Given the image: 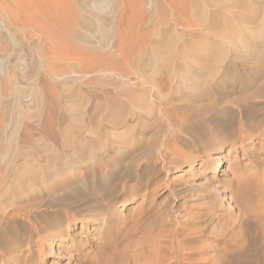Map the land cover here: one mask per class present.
I'll list each match as a JSON object with an SVG mask.
<instances>
[{
    "label": "rangeland",
    "instance_id": "374dc122",
    "mask_svg": "<svg viewBox=\"0 0 264 264\" xmlns=\"http://www.w3.org/2000/svg\"><path fill=\"white\" fill-rule=\"evenodd\" d=\"M125 1H126L125 3L123 2L124 5L122 4V6H124L125 8L122 7L123 9H121L122 13L124 14V16H123V21H124L123 32L125 33L127 31L128 34L130 35V37L134 36L133 38H136L137 36H140L142 33H144L142 31L145 30L144 23L146 22V19H147V13H146L147 11H146V9L143 8L144 6L142 5V1L140 2V0H136V1L133 0V2H132V0H128L129 2H127V0H125ZM193 1H194V3H193ZM226 1H227L226 3H228L230 0L229 1L226 0ZM233 1L228 3L227 6H225V7L223 6L224 7L223 8V7H219L217 5L215 6V4L211 5V3L209 4V2H207V0H206L205 3L208 6L207 8H209V7L212 8V10H210L211 8L208 9V10H210V12L216 11V10H217L216 12H218V14L223 12V13H221V14H223V16L221 14H219L220 16H218V18L220 17L221 20L218 18H217V20H219V21L216 20L220 24H218L216 22L213 29H211L209 26L210 30H207V29H209L208 25L204 24L201 18L199 19V17H196L197 16L196 13H195L196 15H193V13L195 12L194 10H195V6H196L195 0H182L181 1V3L183 4V6L185 7V10H186L183 13V15L187 12V14H185V17L188 18L189 23H188V28L187 27L185 28L186 25H184V27H182V26L177 27L178 29L176 30V32H178V33L181 32L182 34L181 33L180 34L183 36L180 44L178 43V45H179L178 48L183 47L184 48L183 51L187 55L190 54L188 57L193 58V60L190 59V61L192 62L191 64L194 66V68L193 67L189 68L187 65L188 63H184L181 60H180V62L185 64L186 67H188V68H186L185 72L188 71L190 74L187 72L188 75H186V76L190 75L192 77L193 76L195 77L196 71H198V70L200 71V72L198 71V73L201 75H198V73H197V75L200 76L197 78L202 79V82H203V79H205V77L207 79L209 76L208 85H210L209 86L210 88L207 86L206 89H201L198 92L199 94H196V93L194 94L193 92H182L181 95L180 94L173 95L172 93H171L172 95L171 94L167 95V93H169L170 91L168 89H164V88L162 89L161 94L157 93L158 89L156 88L155 85L159 84V82L164 81L163 79H165V78H164L163 72L167 69L166 66H163V64L160 65V63H163V62H159V61H162V60H160V57H162V54H164L166 52L165 46H167V45L164 42L162 43V39L160 38L161 34H159L158 37H155V38L153 37L155 33H159L161 31H163V28L161 30L159 28L162 26L161 25L162 21L160 18L158 19L160 21V23H159V21H158V23H156V21H157V19H156L154 21L156 24L153 22L152 23L153 25L151 24V26H150V28H152L151 31H153L154 33H152L153 35H150L151 37L149 36V40L152 41V42L150 41L151 45L153 44L154 46L152 45V47H150L151 45H147V47L152 48L151 49L152 53L154 51V53H156V54L159 53L161 55V56L159 55L157 57L154 55V53L152 54V56L155 57L154 63H156V62L158 63V64L156 63L157 64L156 67H150L151 66V65H149L151 63L150 60L142 58V56H140V55H136V53H138V52L135 50L132 52L129 50H126V49L123 50L125 52V54L122 51L120 57H122V56L127 57L128 56L129 59L128 58L125 59L124 57H122V60L124 61V63H123L122 60L120 61L121 58L119 57L120 59L118 58L117 62L120 61V64H119V62L117 64L116 58H114L113 60L111 59V61H108L109 58H106V60L108 59L107 60L108 62H106V61L104 62L103 60H101V59H103V58H101L102 57L101 55L96 54V53L94 54L90 50H84V48H82L83 46L79 42L77 43L78 46H76L77 45L76 40L74 41V43L76 45L73 43L72 39L69 42L64 41L65 44H63V47L67 48L66 45H70L71 48L70 47H69L70 49L69 48H67V49L63 48L64 51H62V53L66 51L70 57L71 56L77 57L78 60H76V62H75V60H72L71 62H75L78 65H77V67L70 69L69 67L66 66L67 59H65L66 61H60V62L58 61V64H57V61L54 62L55 65L53 64V66H52L53 69L55 68L54 71L58 70L57 72H60V73L64 72L66 74L63 77V79L61 81H59V83H57V85H54V89H55L54 91L56 93L55 98L58 95L55 100L58 103V105H59V103H61L59 105V107L60 106L61 107L57 111H54L53 113L49 110H46V108L44 110L42 109L43 110L41 113L42 119L46 123L48 122V124H47L48 127H46V128H41V129L35 130L34 128L30 127L31 125L27 122L28 120L26 119V117H27L26 115L34 116L37 114V110H35V108H33V107H30V109H29L30 111L29 110L25 111L26 109H23V108H20V109L24 110V111H21L20 109H18V112H20L19 115H21V116H19V118L16 119L17 116L13 115V114H16L17 112L15 110H10L11 109L10 104H12L15 96L12 94L11 90H9L10 86H8L9 84L7 82V78H2V80L0 81L1 82L0 83V131L2 130L0 132V134L2 133L0 136V138H1L0 141L2 140L0 142V190H1L0 195L2 196L4 193H6V191L9 194L8 195L6 193V195H8V196H6L5 194L3 195L2 198H4L3 199L4 204L7 202L6 204H8V205L11 204L13 206L20 207L21 209L27 208L26 210L24 209V211L31 210L34 212V214L37 213L38 215L35 216L34 218H32L31 221H32V223H35V221H37L38 223H41L44 227H46L45 229H48V227H51L53 224L56 223V221H64L66 214L75 215V217L77 215V217H78V218H76L74 223H71L70 226L67 227L66 225H63L60 228L61 230H59L60 232L57 233L58 234L57 236H50V234L47 233L49 236L47 238H44V239L41 238L40 243H36L39 240L38 237L33 238V241H36V242L31 243L30 248H29V253L32 252V256H31V260H30V262L32 264H75L74 259L77 256V254L79 256H85L86 255L87 258L88 257L91 258L94 256V254L96 252L93 250V247H92L94 245L93 243L99 242L103 236H105L107 238V240H113L115 238L113 241H116L115 242L116 243L115 244L116 249L121 251L122 253L124 252V254L126 253L127 255H132V254L137 255V257L139 256V259H142L141 256H143L144 260L142 259V261H139L138 264L139 263L144 264L145 258H146V261H147V259L149 260V258H154V260L151 259V261H152L151 263H149V261H150L149 260L147 263L145 262V264H153V262H155V260H156V263H154V264H158V263L160 264L161 263V255H163L164 253L168 254L167 255V258H168L167 262H172L174 260L173 264H175V263L176 264H190L191 262H192L191 264L200 263V262L203 264H214V263L215 264H221V258L225 254L228 255L230 253L229 250H228V252L222 253L226 243L233 244V242H231V240H233V239L242 242V240H244V233H247L248 236H252V237L258 235L259 232L256 230L255 227L253 228V226L251 227V229L244 230V227L242 225L244 219H238L239 218L238 209H239V211H244L246 209V212L248 213V215L250 217L252 216L251 222L254 225L256 224V220L253 217L257 214L264 212V176L262 174L260 175V169H262L264 167V122L262 123V121H261L262 117L264 116V108H263V104L261 103L264 100V71H263L264 60H262L264 57L263 58L261 57V56H264V54H263L264 53V49H263L264 48V46H263V44H264L263 43L264 42V34H263L264 33V28H263L264 24H261L264 22V18H261V14L263 17H264V14L260 13V16L257 15L258 18L256 16L257 19L254 18V19H256L255 20L256 23H258L260 20L263 21V22L260 21L258 23L259 25L257 24L258 25V28H257V25H255L256 24L255 21L250 20L249 18L247 20V17H248L247 12H244V11H246L247 6H253L254 5V4L251 5V3L254 0L253 1L252 0H246V2H244L245 0H242V1L239 0V3L237 0H233ZM248 1H250V2H248ZM256 1L262 2L264 0H255V3H256ZM136 2H138V4ZM240 2H243V3L241 4ZM127 3L129 4L128 6H130L127 9L131 8L130 11H127V9H126ZM178 3H180V2H178ZM226 3H225V5H226ZM232 3L235 6H231ZM246 3H247V5L245 6L244 4H246ZM131 4H132V7H131ZM133 4H135V7ZM236 4L237 5L240 4L239 5L240 7L236 6ZM241 5L243 6V8ZM228 6H229L230 10L228 9V11L226 12ZM230 6H231V8H230ZM186 7H187V9H186ZM233 7H234V9H232ZM188 8H191L193 10V13H192V10L188 9ZM240 8H241V10H240ZM134 9H135V11H134ZM142 9L144 11H146L145 12L146 14L144 13V11ZM220 10H222V11H220ZM123 11H125V13ZM231 12H232V14H231ZM105 13L108 15V13H109L108 10H106L105 12H103L99 15V19L101 21H103V22H101L103 25L104 24L107 25L110 21V15L107 16ZM237 13L239 14V16H237L238 15ZM241 13H243L244 16ZM189 14H192V15H189ZM144 15H146L145 16L146 19H145V17L144 18L142 17ZM194 16L196 17L195 18L196 21L194 20V18H192ZM210 16L211 17H209V20L210 21L214 20V19H212L213 18L212 15H210ZM221 16H222V18H221ZM229 16H230V18L228 20L227 17H229ZM240 16H241V18H240ZM124 17H127V18H125L127 21L124 20ZM133 17H134V19H132ZM224 17H226V18H224ZM235 17L236 18L239 17V18L236 19ZM244 17H246V18H244ZM129 18L131 19V21ZM140 18L142 20H140ZM232 18H234V19L231 20ZM104 19L106 20L107 23H105ZM135 19H137L138 22ZM192 20H193V22H192ZM230 20L233 23L235 21H240L241 26H240V24H238L236 22L234 23L235 25H233L230 22ZM128 21H130V22H128ZM223 21L228 22L226 24V26L221 25V24H223L222 23ZM242 21H244V22L242 23ZM246 21H250V22L249 23L247 22L248 23L247 24ZM253 21H254V25L252 24ZM125 22H127L126 23L127 27L125 25ZM131 22H132V24H131ZM134 22L136 23L135 25L133 24ZM129 23H130L131 27L134 26V27H132L134 29L132 32H131L132 28L131 27L129 28V26H130ZM137 23H139V25L141 23L142 24L139 26ZM229 23H230V25H229ZM198 24L200 25L199 27L194 26V25H198ZM243 24H246L247 26H251V27L253 25L256 28V33L254 32L255 28L252 27L253 30H248V27L246 25H243ZM137 25H138V27H136ZM158 25H159V27H158ZM231 25H233L235 27L237 26V28L234 29V27H232ZM153 26L155 28L158 27L156 29V31L153 28ZM221 26L223 29H221ZM239 26L242 28H240ZM201 27L203 29H206V28L207 29L202 30ZM226 27H228V28L230 27L229 28L230 32L227 31L229 29ZM251 27H249V28H251ZM75 28L79 29L77 26ZM219 28H220V30H219ZM224 28L227 30L224 31ZM260 28L263 30L262 33H261ZM214 29H217V30H214ZM237 29H238V31H237ZM242 29L244 31L243 36H242V32H243ZM149 30L150 29L145 30L146 31L145 33H147V31H149ZM239 30L242 32H240ZM103 31L106 33V31H108V28L103 29ZM103 31L98 32V34H95V36L98 38V35L100 37L102 34H105V33H103ZM211 31H213V32H211ZM251 31H253L254 33L251 34ZM257 31H259V33ZM216 32H219V33L217 34ZM225 32L227 33V34H225L226 36L223 35ZM247 32H249V34H251V35L248 34L246 37ZM134 33H136V35H134ZM210 33H213L214 35L213 34L210 35ZM238 33H241V34H238ZM220 34L222 35L223 39H225V37H227L229 35L230 37L229 36L228 37L230 38V40H229V38H226L224 40L225 42H223V39L221 38ZM260 34L263 36H261ZM216 35H218V36H216ZM234 35L237 37L239 35L238 40L235 39L236 37ZM219 36H220V39H218ZM250 36H252V37H250ZM32 37L37 39L35 36H32ZM257 37H260L261 39L258 38V40H256ZM233 38H234V40H233ZM249 38H250V40H249ZM252 38H254V39H252ZM183 39H185V40H183ZM159 40H161V41H159ZM206 40H208V41H206ZM217 40H218V43H217ZM227 40L229 41L228 43H227ZM232 40L236 42V45ZM209 41L210 42L213 41V42L210 43ZM215 41H216V43H215ZM230 41H232L233 44H230ZM261 41H262V43H261ZM25 42H29V41H25ZM153 42L158 43V45H160V43H162V46L161 45L156 46V44ZM186 42L188 43L187 44L188 46L186 45ZM201 42H202V44L203 43H206V44L202 45ZM222 43H224V44H222ZM26 44H28V45H26ZM79 44L81 47L79 46ZM163 44H164V46H163ZM217 44H218V46H217ZM220 44H222V45H220ZM237 44H239V45L241 44V45L240 46L238 45V47H237ZM207 45L209 46V49H210V47L214 48V49L216 48L215 49L216 55L213 54V59H209V58L205 59L204 57H200V59H199V57L197 58L195 56V54H193L195 47H196L195 50H197V48L198 49H200V48L201 49H205V48L208 49ZM229 45H230V47H229ZM232 45L235 46L232 49H234V51H237V52H233L234 54L232 52L231 53L228 52L229 58L225 57L227 59V62H225L226 59L224 60L223 56H222L223 59L221 58V60H219L220 58L218 57V55H219L218 52H220V49H222V47H224L228 50L229 49L231 50V47H233ZM247 45H248V47H247ZM26 46H28V47H26ZM185 46L188 49H186ZM258 46H260V47L263 46L262 51H261L260 47H259V49H257ZM31 47L32 46L30 45V42L29 43L22 42L21 46L16 47V50H15L16 56H19V58H24V59H26V62H28L27 68H26V71H27L26 74L22 75L21 79H19V81H18V84H20V86L23 84L25 85V83L30 82V80L31 81L33 80V77L31 79V76L33 75L32 66L30 65L31 61H29L31 59V57H30L31 56V54H30ZM241 47H244L243 48L244 51L248 52V55H249L248 58L246 57V56H248V55H246L247 52L244 53L245 55L244 54L240 55L239 50L238 49L235 50V48H241ZM249 47H251V48H249ZM21 48L24 51H22ZM27 48H29V49H27ZM38 48L39 49H37V52L40 51V47H38ZM76 48L79 49L80 52H78V50ZM156 49H157V51H156ZM18 50H19V52H18ZM70 50L73 52H71ZM160 50H162L163 52ZM126 51L128 52V54ZM258 51H260L261 56H260V53ZM21 53H23L26 56H24ZM79 53H80V55H79ZM27 54H28V56H27ZM89 54L90 55L93 54L95 56L92 55L91 58H89L88 57ZM21 55L23 57H21ZM96 55L98 57H96ZM235 55H237V57L233 58ZM16 56L14 55L13 58H15ZM134 56H135L136 61L138 60L137 62L134 60ZM137 56L138 57L140 56V58H138ZM241 56H244L245 58L244 57L242 58ZM250 56H251L252 60L250 59ZM92 57H95V58H92ZM257 57H258V59L256 60ZM43 58L47 59V57H45V56ZM175 58L177 60H179L177 56L173 57V63L172 64H176V65L180 64L179 61L174 60ZM215 58H216V61L219 62V64H218L219 69L221 68L219 70L216 67V69H217L216 71L219 70V73L221 71L220 74L223 75L224 72H222V69L225 67H228L229 69L232 68V69L228 70L229 72L227 71L226 73H224L226 75H223V76L218 75L219 73L218 72L216 73V71H215L216 75L214 73L210 74L209 69L206 67L207 63H205V62L207 61V59H208V62H209V60H210V62L215 61L214 60ZM85 59H88V60L86 61ZM124 59L129 60V61H125ZM157 59H158V61H157ZM130 60L132 61L131 63H129ZM198 60H199V62H198ZM203 60H206V61H203ZM77 61H78V63H77ZM79 61H80V63H79ZM94 61L96 63H94ZM101 61L103 62L102 65L100 64ZM194 61L199 63V64L202 61V63L204 62L205 64H203V66H202L203 68H202L199 64H195ZM63 62H64V64L62 65L61 63H63ZM84 62H86V63H84ZM176 62H178V63H176ZM222 62H223V65H222ZM106 63H108V64L110 63V66L108 64L105 66ZM136 63H138L139 65ZM202 63H201V65H202ZM84 64L87 66H85ZM56 65H58V66H56ZM111 65H113V66H111ZM229 65H231L232 67ZM59 66L61 68H59ZM84 66H85V69L83 68ZM96 66H97V68H96ZM103 66L107 67L108 69L103 68ZM140 66H143L141 68H143V69L146 68V69L142 70L140 68ZM147 66L149 67V69ZM198 66H200V69L202 68V70L198 69L199 68ZM90 67L92 69L95 68L96 72L94 70L93 71L97 75H95V73L92 71V69L89 71ZM160 67H161V69H160ZM62 68H64V69H62ZM67 68H69L70 70H68ZM139 68L141 69V71ZM195 68H197L196 71H195ZM65 69L68 71L65 72ZM87 69H88V71H87ZM192 69L194 71H192ZM205 69H208L209 72H207V71L203 72V70L205 71ZM80 70H81L82 74H84V75L81 74ZM83 70H85L87 72H85V71L83 72ZM105 70L107 72H109L108 75H107V72ZM149 70L150 71L152 70L153 72L152 71L150 72ZM155 70H156V74H155ZM77 71L80 73H78ZM142 71H144V73ZM91 72H92V74H91ZM139 72H141V73H139ZM205 73H208L210 75L206 74L207 75L206 76ZM85 74H87V75H85ZM110 74H112V75H110ZM147 74H150V75H147ZM67 75H69V76H67ZM145 75H146V78H145ZM109 76H112V77H109ZM37 78H39V77H37ZM72 78H73V80H72ZM97 78H100V79L98 80ZM214 78H215V80H214ZM221 78L223 79L221 82L222 84L220 85L221 87L219 85L216 87V83L218 82V79L221 80ZM40 79H41V82H43L45 84V81H42V78H39V82H40ZM64 79H66V81ZM67 79L70 80V82L73 84H71ZM74 79L75 80L79 79L80 81L79 80L75 81ZM159 79H160V81H159ZM200 79H199V81H201ZM225 79H227V80H225ZM108 80L110 82L112 80L113 85ZM148 80L151 81V83H153V84H151ZM157 80H158V83H157ZM74 81H75V83H74ZM90 81L91 82L93 81V83H91ZM98 81H99V83H97ZM101 81H102V83H101ZM117 81H118V83H117ZM107 82L109 83V85H107L108 84ZM62 83L66 84L69 88L67 87V90H65L66 85L63 86ZM104 84H106V85H104ZM117 85L118 86L120 85L122 88L120 86L118 87ZM258 85H260V87ZM56 87H57V89H56ZM7 88H8V90H7ZM58 88L62 89L63 91L59 90ZM48 89H49V87H46L45 93H46V95L47 94L49 96L51 95L50 97L52 98V93H51L52 91L50 89L49 90ZM93 89L96 91L95 93H93L94 92ZM154 90H156V91H154ZM166 90H168V91L164 92ZM207 90H208V92H207ZM49 91H51V92H49ZM68 92L70 93L69 95H68ZM105 92H107L106 93L107 95L105 94ZM252 92H254V94L256 93L255 94L256 97L252 96V95H254ZM250 93H252V95ZM64 94H65V96H64ZM131 94H133L132 96L138 98V100H140V101L136 100V98H133V99H135V100H133ZM46 95H45V97H47L46 100L48 101L47 104H49V99H48L49 96L48 95L46 96ZM59 95H60V98H58ZM70 95L72 97H69V99H68V97H66V96H70ZM101 95H102V97H101ZM127 95H129V96H127ZM141 95H144V97H143L144 99L140 98ZM18 96H19V90H18ZM155 96L158 97V99ZM174 96H176V97L174 98ZM247 97H248V99H247ZM71 98L72 99L76 98L78 100L77 101H76V99L72 100ZM100 98L101 99L103 98V100H100ZM145 98H146V100H145ZM159 98H161V99H159ZM59 99L62 101L58 102L57 100H59ZM112 99H113V101H112ZM163 99H164V101H163ZM165 99H167L166 101L169 105L167 104L164 106ZM80 100H83L84 102L83 101L81 102ZM172 100H177V101H172ZM243 100H245V101H243ZM100 101L102 103H100ZM111 101L113 103L114 102L117 103L119 101L120 103H117V105L114 103L113 106L110 107V105H112ZM133 101H134V103H133ZM92 102H93V104H92ZM81 103L82 104L85 103V104H83L84 107ZM65 104H66V106H65ZM73 104H74V106H73ZM94 104L96 106H94ZM118 104H119V106H118ZM76 105L77 106L79 105L81 108L79 106L77 108ZM99 105H100V107H98ZM121 105H122V107H121ZM151 105H153L154 108ZM107 106H108V109H107ZM65 107H67V108H65ZM149 107L150 108L152 107L153 109H156V110L158 109L159 111L160 110L163 111L165 108L168 109L169 111H171L172 117H173L172 124L174 125V129L166 126L165 125L166 122L164 119L161 120V122H162V125H165V126H163L160 129L152 121L150 122V120H148V121L145 120V122H142V123L139 122L141 125L139 124L140 126L138 125V128L136 126V128H134L132 130V132H131V130L130 131L128 130L129 133L130 132L133 133V131H135L133 133V135L129 134L126 131L130 137L125 135L127 133L122 135V137H124V136H126V137L122 138L123 141H122V143H120L121 146L119 144L115 143L113 141V140H115L113 133L115 132V130H116V132H120V131H117V130H120V128L119 127L117 128L118 125L116 126V123L118 122L116 120V116H117L118 112L116 111L117 109H115V108H118V109H121V108L127 109L128 108L129 110H131V108H132V110L134 108H137L134 110H140V108H141V110L142 109L145 110L144 108L149 109ZM102 108H103V110H102ZM110 108L111 109L113 108L112 112H110L111 111ZM74 109H75V111H77V113L75 111H73ZM81 109H82V111H81ZM211 109L214 111H212ZM204 110H205V112H209L210 110L212 112H215L214 117L212 118V120L213 119L214 120L213 121L211 120L210 124H206L204 121V117H206L203 115ZM69 111H71V112H69ZM85 111H86V113H85ZM93 111H94V114H93ZM200 111L201 112L203 111V112L200 113ZM217 111L220 112V114ZM13 112H16V113H13ZM99 112L101 113V115ZM113 112H115V113L113 114ZM186 112H187L188 119L190 120V122L192 121L193 123H191L190 127H187L186 135H184L183 131H181L177 127V124H174V123H176V121H175L176 119L177 120L181 119V118H178V117H181L180 114L184 115V113H185V115H186ZM22 113H23V115H22ZM57 113H59V114H57ZM68 113H70V114H68ZM248 113H249V115H248ZM49 114L50 115L52 114V115L50 116ZM71 114H72V116H71ZM74 114H77V115H74ZM108 114H109V118H108ZM8 115H10V116L8 117ZM83 115H85V116H83ZM112 115L114 116L113 121L110 118V117H112ZM69 116H70V118H69ZM14 117H15V119H14ZM46 117H47V119L48 118L49 119L47 120ZM51 117H52L53 123H52ZM61 117H63V119ZM174 117H176V119ZM79 118H81V119H79ZM66 119H67V121H66ZM83 119L85 120L84 125H83V121H81ZM106 119L111 120V121H108ZM10 120H12V122ZM20 120L22 121V123L21 122L19 123ZM61 120H62V122H61ZM69 120H72V121L70 122ZM115 120L117 122H115ZM240 120H241V122H240ZM105 121H106V123L108 122L109 124H110V122H112L115 125L110 124L107 126ZM65 122H67V123H65ZM73 122L76 124H74ZM103 122H104V124H103ZM146 122L149 123L148 125H152V124L153 125L147 126V127L145 126V129H144V126L142 124L144 123V125H147ZM251 122H253V123H251ZM7 123H9V125ZM222 123L234 124V126L235 125L237 126V124L242 125L241 126L242 131L248 132V133H254V136L251 139L247 138V139H244L243 141L239 140V136L236 133L233 134L232 136H226V134H224V132L222 130V125H223ZM6 124L8 126L7 129H6V127H7ZM21 124L23 127H21ZM49 124H51V125H49ZM97 124H98V126H97ZM192 124H193V126H192ZM204 124H206V125H204ZM251 124H252V127L255 126V129H254L255 131H253V132L249 130V127L251 126ZM26 125H28V126H26ZM102 125H106V127L105 126L102 127ZM112 125L114 127L116 126L115 130H112V128H114ZM158 125H159V123H158ZM110 126H112V128ZM142 126H143V128H142ZM27 128H29V129H27ZM51 128L52 129L54 128V129L52 130ZM99 128H100V131H99ZM141 128L143 129V131H141L142 130ZM139 129H141V130H139ZM17 130H18V132H16ZM78 130L80 131V133ZM97 130H98V132H97ZM159 130H161V131H159ZM167 130L172 131L170 133L172 136H168ZM36 131H38V132H36ZM54 131H56V132H54ZM187 131H189V132H187ZM197 131L200 133H198ZM34 132H36V134H34ZM93 132H95V134ZM203 132L204 133L207 132V134L205 135ZM92 133L94 135H91ZM151 133H153V134H151ZM189 133L191 134L192 137L194 135L195 138H192ZM62 134H64V135L69 134L70 137H69V135H65V137H64ZM179 134H181V135L179 136ZM187 134H189V135H187ZM14 135H15V137L10 138V136H14ZM27 135L29 137H27ZM47 135H49L50 137ZM56 135H58V136H56ZM95 135H97V136H95ZM110 135H112V136H110ZM141 135H143V136H141ZM23 136H25V137H23ZM46 136L49 138H47ZM51 136H52V138H51ZM108 136H110V137H108ZM7 137H9L10 140H8L9 138H7ZM66 137H69L70 139L66 138ZM128 137L130 139L127 140L126 138H128ZM173 137L176 139L174 140ZM3 138H4V140H3ZM5 138H6V140H5ZM38 138H39V140H38ZM55 138L58 139V141ZM62 138H64V139H62ZM16 139H17L16 144H14ZM21 139H23V140H21ZM53 139H55L56 143L54 142ZM66 139H67V141H66ZM102 139L104 140V142ZM124 139H126L128 141V146H126L127 145L126 140H124ZM192 139H194V140H192ZM37 140H38V142H37ZM180 140H181V142H180ZM199 140L201 141V143ZM89 141H93V143L96 146L93 145L92 142L90 144ZM120 141H121V139H120ZM129 141H131V142H129ZM41 142H43V143H41ZM85 142L87 145L88 144L89 145L87 146L85 144ZM80 143H81V145H80ZM99 143L100 144L103 143V145H99ZM10 144H12V145H10ZM35 144H38V145L36 146ZM149 144L151 145V148H150ZM164 144L167 147L166 146L163 147ZM13 145H14V147H13ZM48 145L51 148L50 150H49V147H47ZM42 146H44L45 148H43ZM98 146H100V147H98ZM89 147H90V149H89ZM92 148H93V150H92ZM167 148H169V149H167ZM32 149H34V150H32ZM37 149H39V150H37ZM42 149H45V150L48 149V150L44 152V150H42ZM53 149L56 152L55 155H52L51 152H49ZM24 150H26V152ZM35 150H36V152H35ZM32 151L35 153H33ZM38 151H39V153H37ZM12 153H14V154H12ZM93 153H94V155H93ZM100 153H101V155H100ZM8 154H9V156H8ZM29 154H30V156H28ZM24 155H25V157H24ZM29 157L30 158H37V159L40 158V161H41L40 164H44L43 162L46 161V160H44V158H51V157L52 158H55V157L56 158H76V160L79 159L80 161H83V163H80L77 165L73 164L72 165L73 171L71 173L66 174L65 176L64 175L63 176L58 175V176H56L57 178L54 177L53 174L50 175V177L47 176L50 178V180L46 176H44L46 178L41 179V176H40L41 174H37L35 179H33V180L29 179L28 180L31 184V186H30V184L26 183L27 179L24 177V172L22 171V166L25 162V158H29ZM7 158H15L13 160L15 162H12L14 164L8 165L9 167L6 166V162H10V160ZM82 158H83V160H82ZM86 158H94V159H93V161H88V160L86 161L85 160ZM160 158H172L173 163L171 165V162H170V164H167L168 166H164L162 169ZM173 158H176L175 161L173 160ZM188 158H189V160H188L189 162L185 161ZM147 159H148V161L146 162L145 160H147ZM178 159H179V161H177ZM158 160H160V161H158ZM57 162H58V165H57ZM59 162H60V164H59ZM61 163L62 162L59 161V159H57L55 164L57 166L63 167V165H61ZM56 165H55L56 169L54 167V171L57 170L56 173H59L58 170L61 167H57ZM108 165L110 168L108 167ZM152 165L154 166V168ZM159 167H160L161 171H160ZM167 167L170 169L168 170ZM215 167H217V170L214 169ZM4 168H6L7 171ZM156 169H157V171H159L158 173H157ZM215 172H216V174H214ZM13 173H14V175H13ZM68 177H72L78 181H76V184H74V185H72L71 183L68 184V182L66 181V179ZM44 179H46V180L44 181ZM1 182H3V183L1 184ZM43 183H45V184H43ZM26 184L30 188L27 187ZM132 188H134L136 192L133 193ZM110 196L113 197L115 201H114V205L110 208V210H108V213L110 215V227H108L106 229V227L102 226V224H101L102 220L100 219L99 216L90 217L87 214V212L94 211L96 213H99V211H100L98 209L99 204L101 205V203L104 202L106 199L110 198ZM233 196H237L240 201L243 198H245L247 200L246 201V208L245 207L237 208V204L239 203V201L237 203H234L231 200V197H233ZM5 197H7V198H5ZM7 199H9V200H7ZM94 203H95V205H94ZM2 207H4V205L0 204V211H1ZM212 211L213 212L215 211L214 212L215 214L212 213ZM23 213L27 214V212H23ZM209 213H210V215L212 213L214 215L213 218H215V219H213L212 215L210 216ZM14 214H17V212H14ZM206 215L207 216L209 215V216L205 217ZM0 218H1V215H0ZM22 218H23V220L26 221V218L24 216L17 215L16 221L9 222L7 228L4 227V225H0V264H23L24 258L28 255V251H25V252L23 251V248L25 247V245L23 243V239H25L26 236H29L30 231H29V226L27 224H24L21 222ZM197 218H199V219H197ZM193 220H194V222H193ZM45 229H44V233H46V231H47ZM176 230L178 231V233ZM173 231H174V233H173ZM179 234H181V235H179ZM115 236L117 237V239ZM181 236H182V238H181ZM169 240H170V242H169ZM164 242L167 244H164ZM170 243H171V246H173V248L169 245ZM161 244H163V245L161 246ZM182 244H183V248L186 247V248H184L185 251H186V249L190 250V254L191 253L193 254L192 256H193L194 261L191 260L192 256H190L191 257L190 260H188L189 257L186 259V255L181 257V259H180V257H178V258L173 257V253H174V255L178 256V247H179L178 245H181V247H182ZM20 245H21V247L17 248ZM164 245H165V247H164ZM161 247H164V248L161 249ZM168 247L171 249H169ZM187 247H189V248H187ZM134 251H136V253ZM173 251H175V252H173ZM185 251L182 253L187 252V251L186 252ZM161 252L162 253L164 252V253L162 254ZM169 253H171L170 254V256L172 255L171 257H168ZM188 253H189V251H188ZM140 254H141V256H140ZM158 255H160V256L158 257ZM156 257L158 259H155ZM177 259H178V261H177ZM170 260H172V261H170ZM189 261H190V263H189Z\"/></svg>",
    "mask_w": 264,
    "mask_h": 264
},
{
    "label": "bare ground",
    "instance_id": "6f19581e",
    "mask_svg": "<svg viewBox=\"0 0 264 264\" xmlns=\"http://www.w3.org/2000/svg\"><path fill=\"white\" fill-rule=\"evenodd\" d=\"M136 1V0H135ZM142 1V5L144 6H142L144 9H146V11H144L143 9V11H144V13L146 12L147 13V19H146V15H144V16H142L143 18L145 17V19H146V22L144 23V26H145V30H148V29H150L149 31H147V33H145L146 31L144 30V31H142V32H144V33H142L140 36H137L136 38H133L132 36L130 37V35L128 34V32L126 33H124L123 32V24H124V21H123V16H124V14L122 13V11H121V9H123L122 7H124V6H122V4H123V2L125 3L126 1L124 0H0V81L2 80V78H7V82H8V86H10V89L9 90H11V92H12V94L15 96L14 97V99H13V102H12V104H10L11 105V109L10 110H15L16 112H13V113H16V114H13V115H16L17 117H16V119H18L19 118V116H21V115H19L20 114V112H18V109H20V108H23V109H26L25 111H28L29 109H30V107H33V108H35V110H37V114L36 115H34V116H29V115H26L27 117H26V119L28 120L27 122L31 125L30 127H32V128H34L35 130H38V129H41V128H46V127H48L47 126V124H48V122L46 123L45 121H43V119H42V111L46 108V110H49V111H51L52 113L54 112V111H57L60 107H59V105L61 104V103H59V105H58V103L56 102V98H57V96H56V98H55V95H56V93H55V89H54V85H57V83H59V81H61L62 79H63V77L65 76V74L66 73H64L63 71V73H60V72H57L56 70L54 71V69L52 68V66H53V64H54V62L55 61H57V64H58V61L60 62V61H66L65 59H67V63H66V66L67 67H69L70 69H72V68H75V67H77V65L78 64H76L75 62H76V60H78V58L77 57H75V56H69L68 55V53L66 52H63L62 53V51H64V49H67V48H69L70 47V45H66L67 46V48L65 47H63V44H65L64 43V41H67V42H69L71 39L73 40V43H74V41L76 40L77 42H76V44L79 42L83 47L82 48H84V50H90V51H92L94 54L96 53V54H99V55H101L100 57L101 58H103V59H101V60H103L104 62L106 61V62H108V61H111V59L113 60L114 58H116V63L118 64V62H119V64H120V61L122 60V57H124V56H122V57H120L121 56V53H122V51L123 50H129V51H137L138 53H136V55H140V56H142V58H145V59H148V60H150V64L149 65H151L150 67H156L157 66V64L156 63H154V56H152V54L154 53V51H153V53L151 52V49L152 48H149V47H147V45H151V40H149V36L150 35H153L152 33H154L153 31H151L152 30V28H150V26H151V24L157 19V21H156V23H158V19L160 18L161 19V27H159V25H158V27L160 28V30L163 28V31H161V32H159V33H155L154 34V38L155 37H158L159 36V34H161V36H160V38L162 39V43L164 42V43H166V45L167 46H165L166 48H165V53L164 54H162V57H160V60H162V61H159V62H163V63H160V65L161 64H163V66H166V72L164 71L163 73H164V78L165 79H163L162 81L163 82H159V84H157V85H155L156 86V88L158 89L157 90V93H159V94H161V92H162V89L164 88V89H168L170 92L169 93H167V95L168 94H173V95H178V94H180L181 95V93L182 92H193L194 94L196 93V94H199L198 92L201 90V89H206V87L208 86H210V85H208V83H209V80H208V78H209V76H208V78L206 79V77H205V79H203V82H202V79H200V78H197V77H200V76H198V75H201V74H199L198 73V71H196V69L197 68H195V71H196V75H197V73H198V75L196 76L195 75V77L193 76H186V75H188V73L187 72H185L186 71V68H191V67H193L194 68V66L191 64L192 62L190 61V59H192L193 60V58H189L188 56L190 55V54H186L184 51H183V47H179L178 48V43L180 44V42H181V40H182V38H183V36L180 34V33H178V32H176V30L178 29L177 27L178 26H182V27H184V25H186L185 26V28L187 27L188 28V18H186L185 17V14H187V12L183 15V13L186 11L185 10V7L183 6V4L181 3V1L182 0H140V2ZM229 1V0H228ZM231 1H233V0H230L228 3H230ZM238 1V3H239V0H237ZM236 1V2H237ZM240 1H242V0H240ZM253 1V0H252ZM251 1V2H252ZM127 2H129L128 0H127ZM132 2H133V0H132ZM139 2V1H138ZM138 2H136L137 4H138ZM178 2H180V3H178ZM206 0H195V3H196V6H195V12L193 13V10L191 9V8H188V9H191L192 10V13H193V15H196L197 14V16L196 17H199V19L201 18L202 19V21H203V23L204 24H207L208 25V28H209V26H210V28L211 29H213L214 28V26H215V23L217 22V21H219V20H217V18H218V16H220L219 14H221V13H223V12H221V13H219L218 14V12H216V11H212V12H210V10H212V8L211 7H209V8H211L210 10H208L209 8H207L208 6L206 5ZM207 2H209V4L211 3V5L212 4H215V6L217 5V6H219V7H225V6H227V4L228 3H226L227 1L226 0H207ZM234 2V1H233ZM244 2H246V0L244 1ZM248 2H250V1H248ZM254 2V3H253ZM252 3H251V5H253V6H247L246 8L248 9H246V11H244V12H247V15H248V17H247V20H248V18L250 19V20H256L257 18H258V16L257 15H259L260 16V13H263L264 14V1H262V2H259V1H256V3H255V0L253 1ZM131 3V2H130ZM135 3V2H134ZM185 3V2H184ZM188 3V2H187ZM193 3H194V1H193ZM225 3H226V5H225ZM241 4L243 3V2H240ZM136 4V5H137ZM208 4V3H207ZM208 4V5H209ZM124 5V4H123ZM129 4L127 3V7H126V9L127 8H129L130 6H128ZM134 5V7H135V4H133ZM240 4H236V6H239ZM245 6L247 5V3L246 4H244ZM186 6V5H185ZM231 6H235V5H233V3L231 4ZM231 6H230V8H231ZM242 6V5H241ZM131 7H132V4H131ZM133 7V8H134ZM223 7V8H224ZM240 7V6H239ZM125 8V7H124ZM137 8V7H136ZM135 8V9H136ZM214 8V7H213ZM238 8V7H237ZM242 8H243V6H242ZM135 9H134V11H135ZM186 9H187V7H186ZM228 9H229V6L227 7V10H226V12L228 11ZM232 9H234V7L232 8ZM106 10H108V15L107 16H109L110 15V21H109V23L107 24V25H103L101 22H103V21H101L100 19H99V15L101 14V13H103V12H105ZM125 10V9H124ZM131 10V8L130 9H127V11H130ZM219 10V9H218ZM230 10V9H229ZM240 10H241V8H240ZM243 10V9H242ZM190 11V10H189ZM188 11V12H189ZM220 11H222V10H220ZM124 13H125V11H123ZM139 12V11H138ZM191 12V11H190ZM189 12V13H190ZM234 12V11H233ZM127 13V12H126ZM145 13V14H146ZM196 13V14H195ZM211 13V14H210ZM236 13V12H235ZM239 13V12H238ZM237 13V14H238ZM228 14V13H227ZM231 14H232V12H231ZM230 14V15H231ZM243 16H244V14L243 13H241ZM240 14V15H241ZM105 15V16H106ZM189 15H192V14H189ZM188 15V16H189ZM210 15H212V19H214V20H209V17H211ZM222 16H223V14H221ZM225 15V14H224ZM234 15V14H233ZM126 16V15H125ZM187 16V15H186ZM222 16H221V18H222ZM226 16V15H225ZM237 16H239V14L237 15ZM242 16V17H243ZM256 16H257V18H256ZM101 17V16H100ZM128 17V16H127ZM127 17H124V20H126L125 18H127ZM141 17V18H142ZM195 16L194 17H192V18H194V20H195V18H196ZM246 17H244V18H246ZM109 18V17H108ZM131 18V17H130ZM129 18V19H130ZM140 18V20H142ZM191 18V17H190ZM224 18H226V17H224ZM229 18H230V16L229 17H227V19L229 20ZM236 18V17H235ZM237 18H239V17H237ZM236 18V19H237ZM240 18H241V16H240ZM254 18H256V19H254ZM261 18H264L263 16H262V14H261ZM132 19H134V17L132 18ZM144 19V20H145ZM218 19H220V17L218 18ZM226 19V20H227ZM234 18H232L231 20H233ZM105 20V19H104ZM136 21H137V19H135ZM134 20V21H135ZM217 20V21H216ZM221 20V19H220ZM223 20V19H222ZM230 20V22L233 24V25H235L234 23L236 22V23H238V24H240V21H235L234 23L232 22ZM239 20V19H238ZM242 20V19H241ZM245 20V19H244ZM127 21V20H126ZM130 21H131V19H130ZM130 21H128V22H130ZM190 21V20H189ZM196 21V20H195ZM194 21V22H195ZM254 21H253V25H254ZM261 21V20H260ZM259 21V22H260ZM138 22V21H137ZM140 22V21H139ZM191 22V21H190ZM192 22H193V20H192ZM244 21H242V23H243ZM249 23L250 21H246V23ZM258 22V23H259ZM261 22H263V21H261ZM105 23H107L106 22V20H105ZM127 22H125V25H126V27H127V24H126ZM155 23V22H154ZM155 23V24H156ZM159 23H160V21H159ZM198 23V22H197ZM218 24H220L219 22H217ZM223 24H221V25H224V26H226V24L228 23L227 21L225 22V21H223L222 22ZM247 23V24H248ZM255 23H256V21H255ZM258 23H256L255 25H257ZM131 24H132V22H131ZM134 25L136 24L135 22L133 23ZM138 25H139V23H137ZM142 24V23H141ZM140 24V25H141ZM192 24V23H191ZM217 24V25H218ZM237 24V25H238ZM261 24H264V22L263 23H261ZM129 25H130V23H129ZM128 25V26H129ZM138 25L136 26V27H138ZM139 25V26H140ZM153 25V24H152ZM193 25V24H192ZM203 25V24H202ZM229 25H230V23H229ZM233 25H231L232 27H234V29H236L237 28V26L235 27V26H233ZM243 25H246V24H243ZM251 25V24H250ZM252 25V27L253 28H255L254 26ZM259 25V24H258ZM258 25H257V28H258ZM78 27L79 29H77V28H75V27ZM156 26V25H155ZM194 26H200L199 24L198 25H194ZM204 26V25H203ZM202 26V27H203ZM220 26V25H219ZM223 26V27H224ZM240 26H241V24H240ZM239 26V27H240ZM247 26V25H246ZM108 28V31H106V33L103 31V29H105V28ZM125 27V26H124ZM131 27V25L129 26V28ZM132 27H134V26H132ZM131 27V28H132ZM157 27V28H158ZM181 27V28H182ZM201 27V29L202 30H206V29H203ZM231 27V28H232ZM248 27V30H253L252 29V27L251 26H247ZM249 27H251V28H249ZM128 28V29H129ZM153 28L155 29V31H156V29L157 28H155L154 26H153ZM210 28L209 29H207V30H210ZM218 28V27H217ZM226 28H228V27H226ZM230 28V27H229ZM228 28V29H229ZM240 28H242V27H240ZM263 28H264V26H263ZM126 29V28H125ZM221 29H223L222 28V26H221ZM233 29V28H232ZM239 29V28H238ZM238 29H237V31H238ZM247 29V28H246ZM261 29V28H260ZM134 29L132 28V30H131V32L133 31ZM214 30H217V29H214ZM213 30V31H214ZM219 30H220V28H219ZM218 30V31H219ZM225 30H227V29H225L224 28V31ZM100 31H103V33H105V34H102L100 37H99V35H98V38L95 36V34H98V32H100ZM213 31H211V32H213ZM227 31H229L230 32V29L229 30H227ZM226 31V32H227ZM240 31V30H239ZM242 31H243V29H242ZM242 31H240V32H242ZM262 29H261V33H262ZM210 32V31H209ZM224 33L223 35H225V34H227V33ZM228 32V33H229ZM236 32V31H235ZM250 32V31H249ZM249 32H247V34H246V37H247V35L249 34ZM255 33H256V28H255V31H254ZM253 31H251V34H253L254 33ZM258 33H259V31H257ZM124 33V34H123ZM138 33V32H137ZM217 34L219 33V32H216ZM223 33V32H222ZM237 33V32H236ZM244 33V31L242 32V36L244 35L243 34ZM131 34V33H130ZM211 34H213V33H210V35ZM238 34H241V33H238ZM251 34H249V35H251ZM264 34V33H263ZM129 35V36H128ZM134 35H136V33H134ZM214 35V34H213ZM221 35V34H220ZM261 35V34H260ZM32 36H35L37 39H35V38H33ZM216 36H218V35H216ZM226 36V35H225ZM229 36V35H228ZM225 37V39L226 38H229V37ZM235 36V35H234ZM241 36V35H240ZM261 36H263V35H261ZM151 37V36H150ZM152 37V38H153ZM236 38L235 39H237L238 40V38H239V35H238V37L237 36H235ZM245 37V38H246ZM250 37H252V36H250ZM185 38V37H184ZM203 38V37H202ZM221 38H222V35H221ZM255 38V37H254ZM254 38H252V39H254ZM258 38H260V37H257V39L256 40H258ZM157 39V38H156ZM196 39V38H195ZM205 39V38H204ZM216 39V38H215ZM218 39H220V36H219V38ZM223 39V38H222ZM225 39H223V42H225L224 40ZM232 39V38H231ZM248 39V38H247ZM261 39V38H260ZM259 39V40H260ZM183 40H185V39H183ZM201 40V39H200ZM229 40H230V38H229ZM233 40H234V38H233ZM232 40V41H233ZM249 40H250V38H249ZM25 41H29L30 42V45L32 46L31 47V51H30V54H31V59L29 60V61H31V66H32V72H33V75L31 76V79H32V77H33V80L31 81L30 80V82H28V83H25V85L23 84V85H21L20 86V84H18V81H19V79H21V76L22 75H24V74H26V68H27V64H28V62H26V59H24V58H19V56H16V47H20L21 46V44H22V42H24V43H29V42H25ZM151 41V42H150ZM157 41V40H156ZM159 41H161V40H159ZM206 41H208V40H206ZM230 41V44H233V42L235 43V45H236V42L235 41ZM240 41V40H239ZM244 41V40H243ZM204 42V41H203ZM210 42V41H209ZM211 42H213V41H211ZM210 42V43H211ZM221 42V41H220ZM229 41L227 40V43H228ZM232 42V43H231ZM249 42V41H248ZM72 43V42H71ZM70 43V44H71ZM72 43V44H73ZM153 43H155V42H153ZM162 43H160V45L162 46ZM215 43H216V41H215ZM217 43H218V40H217ZM261 43H262V41H261ZM264 43V42H263ZM68 44V43H67ZM75 44V43H74ZM73 44V45H74ZM75 44V45H76ZM80 44H79V46H80ZM156 44V46H160V45H158V43H155ZM188 43L186 42V45H187ZM201 44H202V42H201ZM200 44V45H201ZM203 44H206V43H203ZM202 44V45H203ZM222 44H224V43H222ZM222 44H220V45H222ZM5 45V46H4ZM25 45V44H24ZM26 45H28V44H26ZM153 45V44H152ZM152 45L150 46V47H152ZM199 45V46H200ZM209 45V44H208ZM207 45V46H208ZM215 45V44H214ZM238 45L239 44H237V47H238ZM241 45V44H240ZM239 45V46H240ZM65 46V45H64ZM72 46V45H71ZM76 46H78V44L76 45ZM154 46V45H153ZM163 46H164V44H163ZM182 46V45H181ZM188 46V45H187ZM205 46V45H204ZM210 46V45H209ZM209 46L207 47L208 49H198L197 48V50H195V48H194V53L193 54H195V56L198 58L199 57V59H200V57H204L205 59L206 58H209V59H213V54L214 55H216V48L214 49V48H211L210 47V49H209ZM217 46H218V44H217ZM233 46V45H232ZM263 46H264V44H263ZM263 46H258V48L257 49H259V47L261 48V51H262V47ZM25 47V46H24ZM26 47H28V46H26ZM30 47V46H29ZM38 47H40V51L39 52H37V49H39ZM81 47V46H80ZM222 47V46H221ZM229 47H230V45H229ZM235 46H233V47H231V50L229 49H226V48H224V47H222V49H220V52H218L219 53V55H218V57L220 58L219 60H221V58H222V56H223V58H224V60L228 57V55H229V53L228 52H237V51H234V49H232V48H234ZM247 47H248V45H247ZM64 48V49H63ZM71 48V47H70ZM69 48V49H70ZM162 48V47H161ZM185 48H186V46H185ZM244 47H241V48H235V50H239V54L241 55H243L244 53H246L245 51H244V49H243ZM249 48H251V47H249ZM19 49V48H18ZM22 49V48H21ZM27 49H29V48H27ZM75 49V48H74ZM77 49V48H76ZM186 49H188V48H186ZM185 49V50H186ZM264 49V48H263ZM20 50V49H19ZM19 50H18V52H19ZM78 50V52H80L79 51V49H77ZM81 50V49H80ZM248 50V49H247ZM21 51V50H20ZM22 51H24L23 49H22ZM68 51V50H67ZM71 51V50H70ZM75 51V50H74ZM156 51H157V49H156ZM160 51H162V50H160ZM159 51V52H160ZM255 51V50H254ZM29 52V51H28ZM71 52H73V51H71ZM124 52V51H123ZM127 52V51H126ZM163 52V51H162ZM250 52V51H249ZM259 53H260V51H258ZM38 53V54H37ZM75 53V52H74ZM255 53V52H254ZM21 54H23V53H21ZM77 54V53H76ZM91 54V53H90ZM89 54V55H90ZM124 54H125V52H124ZM127 54H128V52H127ZM234 54V53H233ZM236 54V53H235ZM264 54V53H263ZM262 54V55H263ZM16 56L15 58H13V56ZM20 55V54H19ZM24 55V54H23ZM79 55H80V53H79ZM88 55V57L89 58H91V56L93 55H90L89 56ZM135 55V54H134ZM154 55L155 56H159L160 54L159 53H154ZM221 55V56H220ZM231 55V54H230ZM245 55V54H244ZM246 55H248V52H247V54ZM24 56H26V55H24ZM27 56H28V54H27ZM47 57V59H44L43 57ZM84 56V55H83ZM93 56H95V55H93ZM140 56L138 57V58H140ZM161 56V55H160ZM175 56H177L178 57V59L179 60H177L176 58L174 59V60H177V61H179L180 62V60L181 61H183L184 63H188L187 65H188V67H186L185 66V64H183V63H181L180 62V64H172L173 63V57H175ZM260 56H261V53H260ZM21 57H23L22 55H21ZM29 57V58H30ZM96 57H98L97 55H96ZM121 59H120V58ZM136 57V58H137ZM217 57V58H218ZM226 57V58H225ZM232 57V56H231ZM235 57H237V55H235L233 58H235ZM242 58L244 57V56H241ZM247 58L249 57V55L248 56H246ZM262 58L264 57V56H261ZM88 58V59H89ZM92 58H95V57H92ZM106 58H109V60L107 61L106 60ZM120 59V61H118L117 62V59ZM125 59H127L128 58V56L127 57H124ZM222 58V59H223ZM229 58V57H228ZM245 58V57H244ZM261 58V59H262ZM13 59V60H12ZM88 59H85L86 61L88 60ZM98 59V58H97ZM99 59V60H100ZM124 59V60H125ZM129 59V58H128ZM250 59L252 60V58H251V56H250ZM258 59V57L256 58V60ZM72 60H75V62H71ZM91 60V59H90ZM134 60L136 61V59H135V56H134ZM143 60V59H142ZM195 60V59H194ZM215 61H211L210 62V60H209V62H208V59H207V61L206 60H203V61H206L205 63H207L205 66L209 69V71H208V69H205V71L203 70V72H209L210 74H212V73H214L215 74V71L217 70L216 69V67L219 69V62H217L216 61V58L214 59ZM218 60V61H219ZM262 60H264V58L262 59ZM125 61H129V60H125ZM138 61V60H137ZM136 61V62H137ZM140 61V60H139ZM157 61H158V59H157ZM100 62V61H99ZM122 62L124 63V61L122 60ZM121 62V63H122ZM132 61L130 60V62L129 63H131ZM195 62V61H194ZM198 62H199V60H198ZM225 62H227V59H226V61ZM77 63H78V61H77ZM79 63H80V61H79ZM84 63H86V62H84ZM88 63V62H87ZM92 63V62H91ZM94 63H96L95 61H94ZM102 61H101V65H102ZM128 63V62H127ZM126 63V64H127ZM144 63V62H143ZM176 63H178V62H176ZM201 63H202V61H201ZM201 63L199 64V63H197V62H195V64H199L201 67L203 66V64H205L204 62L202 63V65H201ZM62 65L64 64V62L63 63H61ZM108 63H106L105 64V66L107 65ZM115 64V63H114ZM136 64H138V63H136ZM141 64V63H140ZM55 65V64H54ZM85 65V64H84ZM89 65V64H88ZM109 66H110V63L108 64ZM116 65V64H115ZM128 65V64H127ZM139 65V64H138ZM222 65H223V62H222ZM56 66H58V65H56ZM55 66V67H56ZM65 66V67H66ZM85 66H87V65H85ZM85 66L83 67L84 69H85ZM111 66H113V65H111ZM119 66V65H118ZM117 66V67H118ZM159 66V65H158ZM162 66V67H163ZM200 66H198L199 68L198 69H200ZM229 66H231V65H229ZM257 66V65H256ZM259 66V65H258ZM93 67V66H92ZM139 67V66H138ZM141 67H143V66H140V68ZM145 67V66H144ZM148 67V66H147ZM205 67V68H206ZM232 67V66H231ZM59 68H61L60 66H59ZM69 68H67L68 70H70ZM96 68H97V66H96ZM103 68H107V67H104L103 66ZM112 68V67H111ZM120 68V67H119ZM139 68V69H140ZM203 68V67H202ZM202 68L200 69V70H202ZM234 68V67H233ZM256 68V67H255ZM259 68V67H258ZM62 69H64V68H62ZM92 68L90 67V69H89V71L91 70ZM102 69V68H101ZM108 69V68H107ZM110 69V68H109ZM115 69V68H114ZM142 70H145L146 68H141ZM141 69H140V71H141ZM148 69H149V67H148ZM147 69V70H148ZM153 69V68H152ZM158 69V68H157ZM156 69V70H157ZM160 69H161V67H160ZM221 69V68H220ZM219 69V70H220ZM230 69H232V68H230ZM228 67H225V68H223L222 69V72H224V73H226L228 70H230ZM61 70V69H60ZM68 70H66L65 69V72H67ZM95 71V68H93L92 69V71ZM113 70V69H112ZM117 70V69H116ZM146 70V71H147ZM156 70H155V74H156ZM219 70L218 71H216V73L218 72L219 73ZM236 70V69H235ZM234 70V71H235ZM74 71V70H73ZM85 70H83V72H84ZM87 71H88V69H87ZM87 71H85V72H87ZM93 71V72H94ZM106 71V70H105ZM114 71V70H113ZM150 71V70H149ZM148 71V72H149ZM152 71V70H151ZM150 71V72H151ZM192 71H194L193 69H192ZM237 71V70H236ZM263 71H264V69H263ZM78 72V71H77ZM80 72H81V70H80ZM80 72H78V73H80ZM96 72V71H95ZM94 72V73H95ZM107 72V71H106ZM143 73H144V71H142ZM149 72V73H150ZM153 72V71H152ZM200 72V71H199ZM202 72V71H201ZM202 72V73H203ZM229 72V71H228ZM75 73V72H74ZM108 73L109 72H107V75H108ZM113 73V72H112ZM139 73H141V72H139ZM138 73V74H139ZM147 73V72H146ZM145 73V74H146ZM158 73V72H157ZM220 73H221V71H220ZM218 74V75H222V74ZM223 73V75H226V74H224ZM68 74V73H67ZM81 74H82V72H81ZM91 74H92V72H91ZM99 74V73H98ZM103 74V73H102ZM105 74V73H104ZM190 74V73H189ZM192 74V73H191ZM206 74H208V73H205V75ZM210 74H208V75H210ZM228 74V73H227ZM82 75H84V74H82ZM85 75H87V74H85ZM95 75H97L96 73H95ZM94 75V76H95ZM100 75V74H99ZM110 75H112V74H110ZM147 75H150V74H147ZM163 75V74H162ZM216 75V74H215ZM222 75V76H223ZM67 76H69V75H67ZM66 76V77H67ZM80 76V75H79ZM89 76V75H88ZM101 76V75H100ZM114 76V75H113ZM207 76V75H206ZM37 77H39V78H42V81H45V84L43 83V82H41V79H40V82H39V78H37ZM71 77V76H70ZM74 77V76H73ZM77 77V76H76ZM107 77V76H106ZM109 77H112V76H109ZM115 77V76H114ZM148 77V76H147ZM150 77V76H149ZM163 77V76H162ZM211 77V76H210ZM215 77V76H214ZM221 77V76H220ZM227 77V76H226ZM69 78V77H68ZM104 78V77H103ZM121 78V77H120ZM145 78H146V75H145ZM202 78V77H201ZM216 78V77H215ZM215 78H214V80H215ZM25 79V78H24ZM71 79V78H70ZM80 79V78H79ZM78 79V80H79ZM86 79V78H85ZM98 80L100 79V78H97ZM105 79V78H104ZM111 79V78H110ZM109 79V80H110ZM115 79V78H114ZM199 79L201 80V81H199ZM220 79V78H219ZM218 79V82L216 83V87L219 85H221L222 83V78H221V80H219ZM26 80V79H25ZM65 81H66V79H64ZM68 80V79H67ZM72 80H73V78H72ZM75 80V79H74ZM78 80H75V81H78ZM82 80V79H81ZM103 80V79H102ZM108 80V81H109ZM118 80V79H117ZM153 80V79H152ZM213 80V81H214ZM225 80H227V79H225ZM29 81V80H28ZM69 82H70V80H68ZM75 81H74V83H75ZM80 81V80H79ZM87 81V80H86ZM89 81V80H88ZM95 81V80H94ZM114 81V80H113ZM116 81V80H115ZM149 81V80H148ZM155 81V80H154ZM159 81H160V79H159ZM212 81V80H211ZM21 82V81H20ZM73 82V81H72ZM91 82V81H90ZM110 82V81H109ZM150 83H151V81H149ZM202 82V83H201ZM1 83V82H0ZM24 83V82H23ZM61 83V82H60ZM71 83V82H70ZM89 83V82H88ZM91 83H93V81L91 82ZM97 83H99V81L97 82ZM101 83H102V81H101ZM108 83V82H107ZM112 85H113V82H112V80H111V82H110ZM117 83H118V81H117ZM157 83H158V80H157ZM201 83V84H200ZM22 84V83H21ZM68 84V83H67ZM71 84H73V83H71ZM95 84V83H94ZM110 84V85H111ZM120 84V83H119ZM151 84H153V83H151ZM211 84V83H210ZM224 84V83H223ZM7 85V84H6ZM5 85V86H6ZM61 85V84H60ZM62 85L64 86V85H66V84H64V83H62ZM70 85V84H69ZM104 85H106V84H104ZM107 85H109V83L107 84ZM225 85V84H224ZM261 85V84H260ZM260 85H258L259 87H260ZM73 86V85H72ZM96 86V85H95ZM98 86V85H97ZM101 86V85H100ZM118 86V85H117ZM116 86V87H117ZM120 86V85H119ZM118 86V87H119ZM7 87V86H6ZM46 87H49V89L52 91H49V92H51L52 93V98L50 97H48V99H49V104H47V97H45V95H46V93H45V89H46ZM60 87V86H59ZM67 85H66V89L65 90H67ZM71 87V86H70ZM104 87V86H103ZM121 87V86H120ZM135 87V86H134ZM221 87V86H220ZM63 88V87H62ZM65 88V87H64ZM69 88V87H68ZM97 88V87H96ZM122 88V87H121ZM210 88V87H209ZM48 89V90H49ZM56 89H57V87H56ZM59 89V88H58ZM95 89V88H94ZM93 89V90H94ZM101 89V88H100ZM120 89V88H119ZM208 89V88H207ZM7 90H8V88H7ZM18 90H19V96H18ZM59 90H61V91H63L62 89H59ZM64 90V91H65ZM69 90V89H68ZM96 90V89H95ZM94 90V92L93 93H95L96 91ZM168 90H166V91H164V92H167ZM47 91V90H46ZM101 91V90H100ZM99 91V92H100ZM138 91V90H137ZM154 91H156V90H154ZM48 92V93H49ZM57 92V91H56ZM67 92V91H66ZM163 92V93H164ZM207 92H208V90H207ZM63 93V92H62ZM87 93V92H86ZM102 93V92H101ZM107 92H105V94H106ZM128 93V92H127ZM192 93V94H193ZM201 93V92H200ZM253 94H254V92H252ZM252 93H250L251 95H252ZM61 94V93H60ZM66 94V93H65ZM65 94H64V96H65ZM70 93L68 92V95H69ZM104 94V95H105ZM166 94V93H165ZM171 94V95H172ZM186 94V93H185ZM256 94V93H255ZM252 95L253 97L255 96L256 97V95ZM10 95V94H9ZM46 95V96H47ZM94 95V94H93ZM92 95V96H93ZM107 95V94H106ZM111 95V94H110ZM133 94H131V96H132ZM155 95V94H154ZM163 95V94H162ZM205 95V94H204ZM249 95V94H248ZM247 95V96H248ZM109 96V95H108ZM127 96H129V95H127ZM130 96V97H131ZM137 96V95H136ZM140 96V95H139ZM183 96V95H182ZM66 97H68V99H69V97H72L71 95L70 96H66ZM101 97H102V95H101ZM106 97V96H105ZM129 97V98H130ZM144 97V95H141V97L140 98H143ZM156 97V96H155ZM176 96H174V98H175ZM180 97V96H179ZM251 97V96H250ZM58 98H60V95H59V97ZM83 98V97H82ZM110 98V97H109ZM108 98V99H109ZM133 98H136V97H133L132 96V99ZM139 98V99H140ZM157 99H158V97H156ZM67 99V98H66ZM72 99V98H71ZM74 99H76V98H74ZM74 99H72V100H74ZM131 99V98H130ZM131 99V100H132ZM144 99V98H143ZM159 99H161V98H159ZM177 99V98H176ZM247 99H248V97H247ZM250 99V98H249ZM71 100V101H72ZM78 99H76V101H77ZM84 100V99H83ZM83 100H80L81 102L83 101ZM89 100V99H88ZM100 100H103V98L101 99L100 98ZM107 100V99H106ZM110 100V99H109ZM133 100H135V99H133ZM136 100H138V98H136ZM145 100H146V98H145ZM167 99H165V103H164V106L165 105H167L168 103H167V101H166ZM58 102H60V101H62V100H57ZM112 101H113V99H112ZM111 101V102H112ZM115 101V100H114ZM138 101H140V100H138ZM163 101H164V99H163ZM162 101V102H163ZM170 101V100H169ZM168 101V102H169ZM172 101H177V100H172ZM243 101H245V100H243ZM79 102V101H78ZM84 102V101H83ZM87 102V101H86ZM147 102V101H146ZM160 102V101H159ZM74 103V102H73ZM100 103H102L101 101H100ZM104 103V102H103ZM108 103V102H107ZM116 105H117V103H120L119 101L116 103V102H114ZM113 102L111 103L112 105H110V107H112L113 106V104H114ZM122 103V102H121ZM133 103H134V101H133ZM140 103V102H139ZM148 103V102H147ZM150 103V102H149ZM262 104H263V108H264V100L261 102ZM69 104V103H68ZM82 104V103H81ZM83 104H85V103H83ZM82 104V105H83ZM88 104V103H87ZM92 104H93V102H92ZM91 104V105H92ZM123 104V103H122ZM152 104V103H151ZM181 104V103H180ZM3 105V104H2ZM63 105V104H62ZM107 105V104H106ZM126 105V104H125ZM149 105V104H148ZM169 105V104H168ZM64 106V105H63ZM65 106H66V104H65ZM73 106H74V104H73ZM77 106V105H76ZM75 106V107H76ZM79 106V105H78ZM78 106H77V108H78ZM86 106V105H85ZM90 106V105H89ZM93 106V105H92ZM94 106H96L95 104H94ZM118 106H119V104H118ZM150 106V105H149ZM152 107H153V105H151ZM225 106V105H224ZM80 107V106H79ZM83 107H84V105H83ZM98 107H100V105L98 106ZM104 107V106H103ZM116 107V106H115ZM121 107H122V105H121ZM124 107V106H123ZM128 107V106H127ZM138 107V106H137ZM150 108L149 107V109H146V108H144L145 110H141V108H140V110H134V109H137V108H134L133 110H132V108H131V110H129L128 108V110L127 109H118V108H115V109H117L116 111L118 112V114H117V116H116V120L118 121H116L115 120V122H117L116 123V126H117V128L119 127L120 128V130H117V131H120V132H116V126L114 127L113 125H115V124H113L112 122H110V124H113L112 126L114 127V128H112V126H110L111 128H112V130H115V132L113 133V136H114V138H115V140H113L115 143H117V144H119L120 145V143H122V141H123V139L122 138H124V137H126V136H124V137H122V135H124L125 133H127L128 132V130L130 131L131 130V132H132V130L134 129V128H136V126H137V128H138V125L140 124L139 122H145V120L146 121H148V120H150V122L152 121L153 123H155L156 125H157V127L160 129V128H162L163 126H168L169 128H173L174 129V125L172 124V122H173V117H172V112L171 111H169L168 109H164L163 111L162 110H156V109H153V108ZM65 108H67V107H65ZM81 108V107H80ZM95 108V107H94ZM114 108V107H113ZM113 108L111 109L110 108V112H112V110H113ZM169 108V107H168ZM210 108V107H209ZM43 109V110H42ZM88 109V108H87ZM90 109V108H89ZM107 109H108V106H107ZM180 109V108H179ZM184 109V108H183ZM182 109V110H183ZM8 110V109H7ZM21 110V109H20ZM70 110V109H69ZM91 110V109H90ZM95 110V109H94ZM102 110H103V108H102ZM171 110V109H170ZM173 110V109H172ZM207 110V109H206ZM212 110V109H211ZM209 111V112H205V110H204V113H203V115L204 116H206V117H204V121H205V123L206 124H210L211 123V120H212V118L214 117V113L215 112H212V111H214V110H212V111ZM21 111H24V110H21ZM30 111V110H29ZM48 111V112H49ZM64 111V110H63ZM73 111H75V109L73 110ZM79 111V110H78ZM81 111H82V109H81ZM96 111V110H95ZM98 111V110H97ZM108 111V110H107ZM115 111V110H114ZM184 111V110H183ZM187 111V110H186ZM45 112V111H44ZM69 112H71V111H69ZM76 113H77V111H75ZM89 112V111H88ZM109 112V113H110ZM178 112V111H177ZM188 112V111H187ZM187 112H186V115H185V113H184V115L182 114H180V116L181 117H178V118H181V119H176V117H174L176 120V123H174V124H177V127L181 130V131H183V134L184 135H186V130H187V127H190L191 126V123H193L192 121L190 122V120L188 119V117H187ZM203 112V111H202ZM201 111H200V113H202ZM218 112V111H217ZM34 113V112H33ZM60 113V112H59ZM59 113H57V114H59ZM74 113V112H73ZM84 113V112H83ZM85 113H86V111H85ZM100 113V112H99ZM103 113V112H102ZM115 112H113V114H114ZM175 113V112H174ZM182 113V112H181ZM219 114H220V112H218ZM217 113V114H218ZM223 113V112H222ZM45 114V113H44ZM56 114V115H57ZM68 114H70V113H68ZM82 114V113H81ZM88 114V113H87ZM93 114H94V111H93ZM104 114V113H103ZM11 115V114H10ZM10 115H8V117L10 116ZM22 115H23V113H22ZM50 115V114H49ZM52 115V114H51ZM50 115V116H51ZM74 115H77V114H74ZM73 115V116H74ZM100 115H101V113H100ZM111 115V114H110ZM116 115V114H115ZM201 115V114H200ZM248 115H249V113H248ZM247 115V116H248ZM58 116V115H57ZM71 116H72V114H71ZM81 116V115H80ZM83 116H85V115H83ZM107 116V115H106ZM191 116V115H190ZM217 116V115H216ZM263 116V115H262ZM13 117V116H12ZM11 117V118H12ZM48 117V116H47ZM47 117H46V119H47ZM76 117V116H75ZM113 115H112V117H110L111 118V120L113 121ZM222 117V116H221ZM249 117V116H248ZM247 117V118H248ZM22 118V117H21ZM54 118V117H53ZM62 119H63V117H61ZM68 118V117H67ZM69 118H70V116H69ZM68 118V119H69ZM86 118V117H85ZM102 118V117H101ZM105 118V117H104ZM107 118V117H106ZM108 118H109V114H108ZM224 118V117H223ZM246 118V119H247ZM251 118V117H250ZM14 119H15V117H14ZM13 119V120H14ZM24 119V118H23ZM49 119V118H48ZM47 119V120H48ZM79 119H81V118H79ZM115 119V118H114ZM165 120V122H166V124L165 125H162V122H161V120ZM22 120V119H21ZM19 121V123L21 122L22 123V121ZM51 120H52V117H51ZM74 120V119H73ZM90 120V119H89ZM98 120V119H97ZM105 120V119H104ZM106 120H108V119H106ZM111 120H108V121H111ZM214 120V119H213ZM212 120V121H213ZM216 120V119H215ZM220 120V119H219ZM11 122H12V120H10ZM18 121V120H17ZM66 121H67V119H66ZM70 122L72 121V120H69ZM68 121V122H69ZM79 121V120H78ZM81 121H83V125H84V122H85V120L83 119V120H81ZM88 121V120H87ZM201 121V120H200ZM262 123L264 122V116L262 117ZM260 121V122H261ZM10 122V123H11ZM61 122H62V120H61ZM161 122V123H160ZM240 122H241V120H240ZM6 123V122H5ZM4 123V124H5ZM17 123V122H16ZM51 123V122H50ZM52 123H53V120H52ZM65 123H67V122H65ZM74 123V122H73ZM105 123H106V121H105ZM147 123V125H144V123L142 124L143 126H144V129H145V126L147 127V126H152V125H148L149 123L148 122H146ZM158 123H159V125H158ZM230 123V122H229ZM226 124V123H222L223 125H222V130H223V132H224V134H226V136H232L233 134H238V136H239V140H244V139H247V138H249V139H251L253 136H254V133H248V132H244V131H242V129H241V126L242 125H238L237 124V126L235 125L234 126V124ZM251 123H253V122H251ZM8 125H9V123H7ZM7 124H6V126H7ZM12 124V123H11ZM55 124V123H54ZM61 124V123H60ZM74 124H76V123H74ZM86 124V123H85ZM100 124V123H99ZM103 124H104V122H103ZM107 124V126L108 125H110L108 122L106 123ZM154 124V125H155ZM206 124H204V125H206ZM49 125H51V124H49ZM64 125V124H63ZM91 125V124H90ZM141 125V124H140ZM139 125V126H140ZM5 126V125H4ZM26 126H28V125H26ZM57 126V125H56ZM69 126V125H68ZM97 126H98V124H97ZM103 126H105L106 127V125H102V127ZM143 126H142V128H143ZM192 126H193V124H192ZM14 127V126H13ZM21 127H23L22 126V124H21ZM20 127V128H21ZM53 127V126H52ZM67 127V126H66ZM93 127V126H92ZM104 127V128H105ZM5 128V127H4ZM8 128V126L6 127V129ZM10 128V127H9ZM31 128V129H32ZM97 128V127H96ZM141 128V129H142ZM154 128V127H153ZM168 128V129H169ZM177 128V129H178ZM27 129H29V128H27ZM33 129V130H34ZM49 129V128H48ZM52 129V128H51ZM54 129V128H53ZM52 129V130H53ZM68 129V128H67ZM94 129V128H93ZM98 129V128H97ZM107 129V128H106ZM141 129H139V130H141ZM208 129V128H207ZM255 129V126H253L252 127V124H251V126L249 127V130L250 131H255L254 130ZM15 130V129H14ZM44 130V129H43ZM42 130V131H43ZM50 130V129H49ZM84 130V129H83ZM96 130V129H95ZM102 130V129H101ZM172 130V129H171ZM190 130V129H189ZM204 130V129H203ZM206 130V129H205ZM259 130V129H258ZM2 131V130H1ZM0 131V132H1ZM10 131V130H9ZM66 131V130H65ZM79 131V130H78ZM99 131H100V128H99ZM127 131V132H126ZM141 131H143V129L141 130ZM153 131V130H152ZM159 131H161V130H159ZM174 131V130H173ZM185 131V132H184ZM199 131V130H198ZM197 131V132H198ZM16 132H18V130L16 131ZM36 132H38V131H36ZM36 132H34V134H36ZM54 132H56V131H54ZM53 132V133H54ZM68 132V131H67ZM92 132V131H91ZM90 132V133H91ZM97 132H98V130H97ZM96 132V133H97ZM109 132V131H108ZM129 133V134H132L133 135V133L135 132V131H133V133ZM167 132H168V136H172L170 133L172 132V131H170V130H167ZM176 132V131H175ZM180 132V131H179ZM187 132H189V131H187ZM196 132V133H197ZM202 132V131H201ZM33 133V132H32ZM40 133V132H39ZM45 133V132H44ZM79 133H80V131H79ZM78 133V134H79ZM94 134H95V132H93ZM91 134V135H94V134ZM101 133V132H100ZM112 133V132H111ZM125 134V135H127V136H129V134ZM158 133V132H157ZM192 133V132H191ZM198 133H200V132H198ZM204 133V132H203ZM2 134V133H1ZM1 134H0V136H1ZM9 134V133H8ZM14 134V133H13ZM24 134V133H23ZM26 134V133H25ZM42 134V133H41ZM76 134V133H75ZM85 134V133H84ZM108 134V133H107ZM110 134V133H109ZM151 134H153V133H151ZM190 134V133H189ZM189 134H187V135H189ZM202 134V133H201ZM205 135L207 134V132L206 133H204ZM210 134V133H209ZM30 135V134H29ZM40 135V134H39ZM46 135V134H45ZM64 137H65V135H69V134H62ZM131 135V136H132ZM140 135V134H139ZM177 135V134H176ZM175 135V136H176ZM181 134H179V136H180ZM183 135V136H184ZM200 135V134H199ZM204 135V136H205ZM256 135V134H255ZM8 136V135H7ZM32 136V135H31ZM34 136V135H33ZM36 136V135H35ZM44 136V135H43ZM42 136V137H43ZM47 136H49V135H47ZM46 136V137H47ZM56 136H58V135H56ZM55 136V137H56ZM95 136H97V135H95ZM110 136H112V135H110ZM110 136H108V137H110ZM141 136H143V135H141ZM145 136V135H144ZM166 136V135H165ZM182 136V137H183ZM190 136H191V134H190ZM3 137V136H2ZM13 138V137H15V135L14 136H10V138ZM23 137H25V136H23ZM27 137H29L28 135H27ZM38 137V136H37ZM50 137V136H49ZM49 137H47V138H49ZM69 137H70V135H69ZM69 137H66V138H69ZM84 137V136H83ZM94 137V136H93ZM130 137V136H129ZM126 138L127 140L128 139H130V138ZM157 137V136H156ZM192 137V136H191ZM197 137V136H196ZM208 137V136H207ZM7 138H9V137H7ZM10 138L8 139V140H10ZM22 138V137H21ZM40 138V137H39ZM39 138H38V140H39ZM51 138H52V136H51ZM50 138V139H51ZM85 138V137H84ZM83 138V139H84ZM87 138V137H86ZM92 138V137H91ZM98 138V137H97ZM133 138V137H132ZM164 138V137H163ZM174 138V137H173ZM180 138V137H179ZM192 138H195L194 137V135H193V137ZM1 139V138H0ZM43 139V138H42ZM56 139V138H55ZM55 139H53L54 140V142L56 143V141H55ZM62 139H64V138H62ZM70 139V138H69ZM80 139V138H79ZM90 139V138H89ZM112 139V138H111ZM120 139H121V141H120ZM126 139H124V140H126ZM134 139V138H133ZM170 139V138H169ZM172 139V138H171ZM176 138H174V140H175ZM197 139V138H196ZM234 139V138H233ZM3 140H4V138H3ZM5 140H6V138H5ZM14 140V139H13ZM12 140V141H13ZM21 140H23V139H21ZM30 140V139H29ZM38 140H37V142H38ZM41 140V139H40ZM52 140V139H51ZM57 141H58V139H56ZM103 140V139H102ZM126 140V146H128V141ZM132 140V139H131ZM192 140H194V139H192ZM205 140V139H204ZM2 141V140H1ZM0 141V142H1ZM16 141H17V139L15 140V143L14 144H16ZM27 141V140H26ZM34 141V140H33ZM45 141V140H44ZM66 141H67V139H66ZM110 141V140H109ZM112 141V140H111ZM136 141V140H135ZM155 141V140H154ZM171 141V140H170ZM179 141V140H178ZM197 141V140H196ZM200 141V140H199ZM5 142V141H4ZM11 142V141H10ZM21 142V141H20ZM53 142V141H52ZM88 142V141H87ZM91 142H92V144L93 145H95L94 143H93V141H89V143L91 144ZM102 142V141H101ZM100 142V143H101ZM103 142H104V140H103ZM129 142H131V141H129ZM134 142V141H133ZM163 142V141H162ZM169 142V141H168ZM180 142H181V140H180ZM225 142V141H224ZM25 143V142H24ZM33 143V142H32ZM41 143H43V142H41ZM84 143V142H83ZM99 143V145H103V143L102 144H100ZM200 143H201V141H200ZM216 143V142H215ZM29 144V143H28ZM39 144V143H38ZM38 144H35L36 146L38 145ZM50 144V143H49ZM78 144V143H77ZM85 144H86V142H85ZM114 144V143H113ZM125 144V143H124ZM152 144V143H151ZM168 144V143H167ZM204 144V143H203ZM10 145H12V144H10ZM19 145V144H18ZM27 145V144H26ZM25 145V146H26ZM42 145V144H41ZM54 145V144H53ZM80 145H81V143H80ZM83 145V144H82ZM87 145V144H86ZM89 145V144H88ZM87 145V146H88ZM115 145V144H114ZM123 145V144H122ZM150 145V144H149ZM154 145V144H153ZM152 145V146H153ZM162 145V144H161ZM40 146V145H39ZM78 146V145H77ZM96 146V145H95ZM112 146V145H111ZM121 146V145H120ZM119 146V147H120ZM124 146V145H123ZM166 145L164 144L163 145V147H165ZM169 146V145H168ZM12 147V146H11ZM13 147H14V145H13ZM43 148H45L44 146H42ZM47 147H49V145L47 146ZM82 147V146H81ZM80 147V148H81ZM92 147V146H91ZM98 147H100V146H98ZM102 147V146H101ZM117 147V146H116ZM149 147V146H148ZM167 147V146H166ZM223 147V146H222ZM35 148V147H34ZM53 148V147H52ZM95 148V147H94ZM103 148V147H102ZM111 148V147H110ZM150 148H151V145H150ZM27 149V148H26ZM51 148L49 147V150H50ZM89 149H90V147H89ZM167 149H169V148H167ZM32 150H34V149H32ZM37 150H39V149H37ZM42 150H44V152L45 151H47V150H45V149H42ZM81 150V149H80ZM86 150V149H85ZM92 150H93V148H92ZM107 150V149H106ZM147 150V149H146ZM25 152H26V150H24ZM30 151V150H29ZM148 151V150H147ZM28 152V151H27ZM33 152V151H32ZM35 152H36V150H35ZM35 152H33V153H35ZM43 152V153H44ZM49 152H51V154L52 155H55L56 154V152L54 151V149L53 150H51V151H49ZM48 152V153H49ZM9 153V152H8ZM23 153V152H22ZM32 153V154H33ZM37 153H39V151L37 152ZM47 153V152H46ZM92 153V152H91ZM90 153V154H91ZM12 154H14V153H12ZM27 154V153H26ZM23 155V154H22ZM34 155V154H33ZM46 155V154H45ZM93 155H94V153H93ZM100 155H101V153H100ZM8 156H9V154H8ZM7 156V157H8ZM12 156V155H11ZM15 156V155H14ZM28 156H30V154L28 155ZM41 156V155H40ZM50 156V155H49ZM48 156V157H49ZM66 156V155H65ZM92 156V155H91ZM24 157H25V155H24ZM27 157V156H26ZM67 157V156H66ZM6 158V157H5ZM7 159H9L10 160V162H6V166H8V165H10V164H14V163H12V162H15V161H13L15 158H7ZM23 159V158H22ZM57 159H59V161H61L62 163H61V165H63V167H61V166H57L58 165V162H57V165L55 164L56 163V160ZM93 159L94 158H86L85 160L87 161H93ZM112 159V158H111ZM146 159V158H145ZM149 159V158H148ZM148 159L147 160H145L146 162L148 161ZM151 159V158H150ZM153 159V158H152ZM175 159L176 158H173V160L175 161ZM44 160H46L45 162H43L44 164H40L41 163V161H40V158H25V162H24V164H23V166H22V171L24 172V177L27 179V181H26V183L27 184H30V182L28 181L29 179L30 180H33V179H35L36 178V176H37V174H41L40 176H41V179H43V178H46L47 176H49L50 177V175H52L53 174V176L54 177H56V176H58V175H61V176H65L66 174H68V173H71L72 171H73V167H72V165L73 164H80V163H83V161H80L79 159H77L76 160V158H44ZM43 160V161H44ZM79 160V161H78ZM82 160H83V158H82ZM160 160H161V167H162V169H163V167L164 166H168L167 164H170V162H171V165H172V158H160ZM160 160H158V161H160ZM189 160V158L188 159H186L185 161H187V162H189L188 161ZM191 160V159H190ZM157 161V162H158ZM177 161H179V159L177 160ZM85 162V161H84ZM183 162V161H182ZM59 164H60V162H59ZM109 164V163H108ZM112 164V163H111ZM155 164V163H154ZM55 165L57 166V167H61V168H59V170H58V172L59 173H56V171H54V167H55ZM107 165V164H106ZM158 165V164H157ZM79 166V165H78ZM77 166V167H78ZM85 166V165H84ZM153 166V165H152ZM151 166V167H152ZM156 166V165H155ZM9 167V166H8ZM7 167V168H8ZM108 167H109V165H108ZM14 168V167H13ZM16 168V167H15ZM110 168V167H109ZM153 168H154V166H153ZM168 168V167H167ZM4 169H6V168H4ZM18 169V168H17ZM55 169H56V167H55ZM58 169V168H57ZM81 169V168H80ZM159 169H160V167H159ZM170 168H168V170H169ZM215 170H217V167H215L214 168ZM137 170V169H136ZM6 171H7V169H6ZM5 171V172H6ZM21 171V172H22ZM155 171V170H154ZM156 171H157V169H156ZM160 171H161V169H160ZM43 172V173H42ZM159 171H157V173H158ZM163 172V171H162ZM7 173V172H6ZM154 173V172H153ZM164 173V172H163ZM214 174H216V172L214 173ZM263 175L264 176V167L262 168V169H260V175ZM13 175H14V173H13ZM152 175V174H151ZM44 176H46V177H44ZM39 177V176H38ZM49 177H47L49 180H50V178ZM57 178V177H56ZM66 179V178H65ZM139 179V178H138ZM5 180V179H4ZM46 179H44V181H45ZM136 180V179H135ZM3 181V180H2ZM36 181V180H35ZM66 181L68 182V184L69 183H71L72 185H74V184H76V181H78V180H75L74 178H72V177H68L67 179H66ZM150 181V180H149ZM7 182V181H6ZM43 182V181H42ZM137 182V181H136ZM3 182H1V184H2ZM46 183V182H45ZM45 183H43V184H45ZM66 183V182H65ZM26 184V185H27ZM148 184V183H147ZM30 186H31V184H30ZM27 187H29L28 185H27ZM30 188V187H29ZM4 190V189H3ZM1 191V190H0ZM5 191V190H4ZM13 191V190H12ZM27 191V190H26ZM18 192V191H17ZM132 192L134 193V192H136L135 191V189L134 188H132ZM6 193H7V191H6ZM6 193H4L5 195H6ZM10 193V192H9ZM1 194V193H0ZM3 194V195H4ZM8 194V193H7ZM11 194V193H10ZM13 194V193H12ZM20 194V193H19ZM3 195L1 196L0 195V204H3L4 205V207H2V209H1V211H0V215H1V218H0V225H4V227H6L7 228V226H8V223L9 222H14V221H16V217H17V215H22V216H24L25 218H26V221L25 220H23V218H22V223H24V224H27L28 226H29V236H26V238L25 239H23V243H24V245H25V247L23 248V251L25 252V251H28V255L24 258V260H23V264H32L31 262H30V260H31V256H32V252H30L29 253V248H30V245H31V243H34V242H36V241H33V238L34 237H38L39 238V240L36 242V243H40V239L41 238H47L49 235L48 234H50V236H57L58 234V232H60L59 230H61L60 228L63 226V225H66L67 227L68 226H70L71 225V223H74V221L76 220V218H78L77 217V215H76V217H75V215H68V214H66V216H65V219H64V221H56V223L55 224H53L51 227H48V229H45L46 227H44L41 223H38L37 221H35V223H32V218H34L35 216H37L38 214L37 213H35L34 214V212L33 211H31V210H27V211H24V209L26 210L27 208H20V207H16V206H13V205H11L10 203V205H8V204H4V201H3V199L4 198H2L3 197ZM9 195V194H8ZM8 195H6V196H8ZM113 195V194H112ZM114 196V195H113ZM127 197V196H126ZM5 198H7V197H5ZM7 200H9V199H7ZM231 200L234 202V203H237L238 201H239V203L237 204V208H243V207H245L246 208V199L245 198H243L241 201L239 200V198L237 197V196H233V197H231ZM114 198L113 197H111L110 196V198H108V199H106L104 202H102L101 203V205L99 204V213H96V212H94V211H92V212H87V214L90 216V217H95V216H99L100 217V219L102 220V222H101V224H102V226H104V227H106V229L108 228V227H110V215H109V213H108V210H110V208L114 205ZM99 202V201H98ZM97 203V202H96ZM94 205H95V203H94ZM97 205V204H96ZM83 210V209H82ZM14 212H17V214H14ZM23 212H27V214L26 213H23ZM215 212V211H214ZM213 211H212V213H214ZM86 213V212H85ZM211 213V215H212V218L214 217V215ZM238 213H239V218L238 219H244V221H243V227H244V230H247V229H251V227L253 226V228L255 227L256 228V230L259 232L258 233V235L257 236H248V234L247 233H244V240H242V242H240V241H237V240H235V239H233V240H231V242H233V244H228V243H226V245H225V247H224V249H223V251H222V253H224V252H228V250L230 251V253L228 254V255H224L222 258H221V264H264V212L263 213H260V214H257V215H255L253 218L256 220V224L254 225L252 222H251V220H252V216L250 217L249 215H248V213L246 212V209L244 210V211H239V209H238ZM215 214V213H214ZM209 215H210V213H209ZM208 215V216H209ZM210 215V216H211ZM80 216V215H79ZM207 215L205 216V217H208ZM249 216V217H248ZM81 218V217H80ZM79 218V219H80ZM210 218V217H209ZM197 219H199V218H197ZM213 219H215V218H213ZM21 220V219H20ZM195 220V219H194ZM194 220H193V222H194ZM187 221V220H186ZM196 221V220H195ZM251 222V223H250ZM115 228V227H114ZM44 229L45 230H47L46 231V233H44ZM65 229V228H64ZM177 231V230H176ZM175 231V232H176ZM183 231V230H182ZM48 233V234H47ZM173 233H174V231H173ZM177 233H178V231H177ZM182 233V232H181ZM184 233V232H183ZM44 234V235H43ZM176 234V233H175ZM174 234V235H175ZM179 235H181V234H179ZM178 235V236H179ZM183 235V234H182ZM43 236V237H42ZM177 236V237H178ZM116 237V236H115ZM181 238H182V236H181ZM115 239V238H114ZM113 239V240H114ZM116 239H117V237H116ZM20 240V239H19ZM46 240V239H45ZM113 240H107V238L105 237V236H103L101 239H100V241L99 242H96V243H93L94 245L92 246L93 247V250L94 251H96L95 252V254H94V256L93 257H88L87 258V256L85 255V256H79L78 254H77V256L75 257V259H74V261H75V264H138V262L139 261H142V259L144 258L143 256H141V254H140V256L142 257V259H139V256L137 257V255H127L126 253V255L124 254V252L122 253L121 251H119V250H117L116 249V246H115V242L116 241H113ZM181 240V239H180ZM173 241V240H172ZM225 241V240H224ZM167 242V241H166ZM169 242H170V240H169ZM163 243V242H162ZM22 244V243H21ZM164 244H167V243H165L164 242ZM181 244V243H180ZM163 244H161V246H162ZM170 246H171V243L169 244ZM177 245V244H176ZM167 246V245H166ZM179 247H178V256L177 255H174V253H173V257H176V258H178V257H180V259H181V257H183L184 255H186V259L188 258V260H190V256H192L193 254L191 253L190 254V250H187L186 249V251H185V249L184 248H186V247H184L183 248V244H182V247H181V245H178ZM16 247V246H15ZM21 247V245L20 246H18L17 248H20ZM164 247H165V245H164ZM164 247H161V249L162 248H164ZM172 248H173V246H171ZM91 248V247H90ZM167 248V247H166ZM169 248V247H168ZM177 248V247H176ZM187 248H189V247H187ZM39 249V248H38ZM92 249V248H91ZM155 249V248H154ZM169 249H171V248H169ZM90 250V249H89ZM165 250V249H164ZM163 250V251H164ZM175 250V249H174ZM36 251V250H35ZM34 251V252H35ZM139 251V250H138ZM169 251V250H168ZM186 252V253H182V252ZM188 251H189V253H188ZM135 253H136V251H134ZM165 252V251H164ZM163 252V253H164ZM167 252V251H166ZM173 252H175V251H173ZM162 253V252H161ZM162 253V254H163ZM170 254L171 253H169V256L168 257H171L170 256ZM3 255V254H2ZM167 255L168 254H166V253H164L163 255H161V263L160 264H173V261L172 260H170V261H172V262H167V260H168V258H167ZM195 255V254H194ZM200 255V254H199ZM160 255H158V257H159ZM34 258V257H33ZM175 258V259H176ZM151 259H153L154 260V258H149V260L147 259V261H146V258H145V262L147 263L148 261H149V263H151L152 261H151ZM155 259H158L157 257L155 258ZM184 259V258H183ZM182 259V260H183ZM144 260V259H143ZM160 260V259H159ZM158 260V261H159ZM191 260H193L194 261V259H193V256H192V258H191ZM176 261V260H175ZM177 261H178V259H177ZM186 261V260H185ZM145 262H144V264H145ZM160 262V261H159ZM182 262V261H181ZM187 262V261H186ZM154 263H156V260H155V262H153V264ZM180 263V262H179ZM183 263V262H182ZM185 263V262H184ZM188 263V262H187ZM189 263H190V261H189ZM192 263V262H191ZM190 263V264H191ZM214 263V262H213ZM140 264V263H139ZM143 264V263H142ZM159 264V263H158ZM176 264V263H175ZM195 264H203V263H195ZM215 264V263H214Z\"/></svg>",
    "mask_w": 264,
    "mask_h": 264
}]
</instances>
